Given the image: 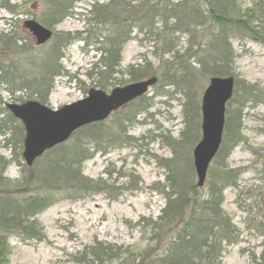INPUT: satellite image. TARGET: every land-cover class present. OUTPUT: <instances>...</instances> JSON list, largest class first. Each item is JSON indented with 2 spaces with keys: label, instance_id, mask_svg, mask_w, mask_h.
Returning <instances> with one entry per match:
<instances>
[{
  "label": "trees",
  "instance_id": "1",
  "mask_svg": "<svg viewBox=\"0 0 264 264\" xmlns=\"http://www.w3.org/2000/svg\"><path fill=\"white\" fill-rule=\"evenodd\" d=\"M36 1L41 3L38 21L52 29L72 14L79 0ZM0 4L13 14L19 13L18 5L9 0ZM87 14L91 26L75 33V38L96 44L100 51L98 62L88 73L91 79L95 78L94 87L122 86V80L113 74H126L128 83L156 76L158 83L173 87L182 98L183 126L178 136H165L161 131L154 135L171 151L169 157L155 156L165 176L164 182L155 183L154 188L165 203L157 218L143 219L144 227L151 230L148 244L153 248L152 254L136 255L137 258L142 257L143 264H221L224 247L235 243L239 235L232 218L222 208L224 190L236 187L241 174L240 169L227 164V159L242 141L243 108L248 102L263 100L258 96L257 85L237 78L231 40L250 37L264 43V0H256L246 8L241 7L239 0H108L93 3ZM134 30L142 34V39L154 40L156 63L145 57L142 62L121 69L122 49ZM175 33L186 36L183 51L176 48ZM57 34L60 35L50 48L51 56L25 75L11 58L8 63L0 61V87L4 85L9 96L5 99L0 92V137L11 150L9 158L0 155V264L6 263L10 236L21 241L45 239L44 228L36 217L55 202L89 197L105 187L119 188L113 183L101 188L99 179L83 174V165L99 150L105 152L108 147L131 143L126 134L127 122L134 121L138 112H146L151 105L150 98L142 95L128 103L134 107L123 113L122 120L110 125L101 121L83 126L27 166L22 158L25 131L6 102L34 99L48 105L53 79L62 73L57 64L62 55L60 49L74 38L69 32ZM0 42L5 52L16 54L23 48L17 45L18 39L11 31L0 34ZM212 76H233L235 83L226 104L220 147L209 165L204 186L198 187L190 153L201 137L200 80ZM17 91L21 93L16 95ZM11 163L19 166L17 180L4 176ZM123 254H127L129 264H135L136 256L121 246L96 242L86 246L75 261L104 264ZM261 256L264 261V254Z\"/></svg>",
  "mask_w": 264,
  "mask_h": 264
},
{
  "label": "rangeland",
  "instance_id": "2",
  "mask_svg": "<svg viewBox=\"0 0 264 264\" xmlns=\"http://www.w3.org/2000/svg\"><path fill=\"white\" fill-rule=\"evenodd\" d=\"M0 1L5 3L8 0ZM107 1H77L72 14L56 24L52 28V36L41 45L36 44L34 36L24 25L30 18L38 21L41 3L36 0H9L18 5L19 13L15 14L0 4V34L11 31L18 39L17 45L23 47L16 54L10 50L5 52L0 42V61L8 63L11 58L18 70L25 75L51 56L50 48L58 42L57 35H60L57 33L69 32L74 38L60 49L62 55L57 64L62 73L53 79L48 105L59 108L83 98L88 89L95 86V78L91 79L88 73L98 62L100 51L96 49V44L76 39L75 33L91 26L87 11L93 3ZM255 1L239 0L242 8L251 7ZM22 11L24 12L21 13ZM131 36L122 49L121 69L138 64L145 57L155 64L154 40L142 39V34H136V30ZM175 39L176 48L183 51L186 36L175 33ZM231 45L237 78L257 85L258 96L263 100L248 102L243 108L242 141L233 148L227 159V164L231 168L240 169L241 174L236 187L224 190L222 208L232 218L239 235L235 243L224 247L220 262L264 264L261 256L264 254V43L243 37L233 38ZM113 76L122 80L121 85L128 83L126 74ZM208 82L209 77L201 78L200 95ZM3 87L4 85L0 87L1 95L8 99ZM112 87L114 86L103 90L108 92ZM174 91L173 87L162 86L158 82L152 85L145 94L151 101L148 110L138 112L134 121L127 122L126 134L132 140L131 143L121 147H108L105 152L99 150L84 163L83 174L94 180L99 179L101 188L112 183L113 187L119 188L105 187L89 197L55 202L36 217L44 228L45 239L21 241L16 236H10L9 253L4 264H93L76 262L75 257L80 256L86 246L96 242L121 246L135 256L146 257L152 254L150 250L153 246L148 244L151 230L144 227L143 219L157 218L164 206L163 196L154 188L155 183L164 182L165 176L156 157L171 156L169 147L162 143L161 138H154V135L161 131L165 136L170 134L177 137L183 126L182 98ZM20 93L17 91L16 95ZM133 107L134 104H126L102 122L110 125L119 118L122 120L123 113L129 112ZM74 134L75 132L71 137ZM5 143L0 137V155L9 158L11 150ZM107 171H111V174ZM4 176L17 180L20 176L19 166L9 164ZM114 191L119 192L116 198L111 197L115 195ZM126 255L104 264H119L122 261V264H129L130 259ZM137 256L135 264H143L140 262L142 257Z\"/></svg>",
  "mask_w": 264,
  "mask_h": 264
},
{
  "label": "water",
  "instance_id": "3",
  "mask_svg": "<svg viewBox=\"0 0 264 264\" xmlns=\"http://www.w3.org/2000/svg\"><path fill=\"white\" fill-rule=\"evenodd\" d=\"M37 44L52 36V30L30 18L24 22ZM157 81L156 76L115 86L108 92L91 87L86 95L59 108L37 100L7 102V109L21 121L25 135L22 158L27 166L52 147L65 142L78 128L105 120L113 111L145 94ZM233 76H212L201 97V138L192 151L197 186L204 184L208 167L222 140L225 107L232 97ZM141 264V263H136Z\"/></svg>",
  "mask_w": 264,
  "mask_h": 264
},
{
  "label": "bare ground",
  "instance_id": "4",
  "mask_svg": "<svg viewBox=\"0 0 264 264\" xmlns=\"http://www.w3.org/2000/svg\"><path fill=\"white\" fill-rule=\"evenodd\" d=\"M82 41L85 42V40H83V39H82ZM36 44H37V43H36ZM38 45H41V44H38ZM156 82H157V81H156ZM147 92H148V91H147ZM147 92H146V93H147ZM203 92H204V91H203ZM146 93H145V94H146ZM145 94H143V95H145ZM202 94H203V93H202ZM201 97H202V95H201ZM137 98H138V97H137ZM137 98H135V99H137ZM135 99H134V100H135ZM230 99H231V98H230ZM230 99H229V100H230ZM229 100H228V101H229ZM132 101H133V100H132ZM228 101H227V102H228ZM7 102H12V101H7ZM7 102H6V103H7ZM130 102H131V101H130ZM127 104H128V103H127ZM226 104H227V103H226ZM125 105H126V104H125ZM48 106H49V105H48ZM123 106H124V105H123ZM121 107H122V106H121ZM118 109H119V108H118ZM118 109H117V110H118ZM115 111H116V110H115ZM115 111H113V112H115ZM113 112H112V113H113ZM112 113H111V114H112ZM111 114H110V115H111ZM110 115H109V116H110ZM109 116H108V117H109ZM108 117H107V118H108ZM19 121H20V120H19ZM103 121H104V120H103ZM20 122H21V121H20ZM97 122H101V121H97ZM93 123H95V122H93ZM90 124H92V123H90ZM88 125H89V124H88ZM84 126H86V125H84ZM81 127H83V126H81ZM81 127H80V128H81ZM80 128H78L77 130H79ZM77 130H76V131H77ZM76 131H74V132H76ZM195 145H196V144H195ZM43 154H44V153H43ZM41 156H42V155H41ZM214 157H215V156H214ZM38 158H39V157H38ZM192 160H193V157H192ZM212 160H213V159H212ZM204 182H205V181H204ZM203 186H204V184H203ZM203 186H201V187H203ZM8 239H9V238H8Z\"/></svg>",
  "mask_w": 264,
  "mask_h": 264
}]
</instances>
